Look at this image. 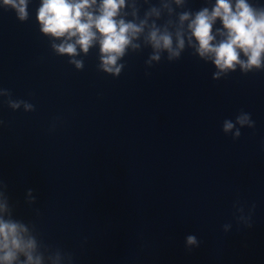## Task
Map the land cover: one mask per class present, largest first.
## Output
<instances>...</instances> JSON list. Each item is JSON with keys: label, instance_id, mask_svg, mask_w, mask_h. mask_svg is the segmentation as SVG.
Segmentation results:
<instances>
[{"label": "clouds", "instance_id": "clouds-1", "mask_svg": "<svg viewBox=\"0 0 264 264\" xmlns=\"http://www.w3.org/2000/svg\"><path fill=\"white\" fill-rule=\"evenodd\" d=\"M144 2L149 3V0ZM186 3L187 0H160L159 7L151 4L140 19L137 0H132L130 5L128 0H40L36 20L42 34L61 41L52 44L54 51L72 58L69 63L77 69L84 68V61L75 57L81 53L86 56L98 45L99 68L113 77L120 76L125 65L118 61L123 60L129 48L140 47L134 41L141 37L153 49L146 61L149 67L152 61H160L165 53L171 62L178 60L186 49H192L200 60L210 61L218 69L213 74L214 80L221 73L236 71L237 65L244 73L264 70V5L250 0H215L211 8L204 6L196 11L179 12L172 6L184 8ZM29 4L30 0H2L0 7L14 10L17 19L26 22L30 18ZM126 6L133 9L131 19L127 18ZM164 10L176 19H165ZM152 17L155 19L149 24ZM217 21L220 27H215ZM173 24L174 31L170 30ZM0 94L11 97L7 89ZM21 104L26 110L34 111L30 103L8 100L9 107L14 110ZM236 123L255 125L249 113L237 116ZM233 127L232 121L225 120L223 130L226 133ZM240 135L237 129L235 136ZM6 190L7 184L0 179V264H64L65 261L74 264L71 252L43 244L35 234V225L30 227L23 220L13 218ZM25 195L29 205L36 204L34 189L28 188ZM35 211L39 215V209ZM185 243L190 251L200 241L189 234ZM48 250L53 251L46 256Z\"/></svg>", "mask_w": 264, "mask_h": 264}]
</instances>
